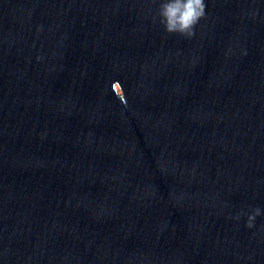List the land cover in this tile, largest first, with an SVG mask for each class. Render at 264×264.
I'll use <instances>...</instances> for the list:
<instances>
[{"label":"clouds","instance_id":"clouds-1","mask_svg":"<svg viewBox=\"0 0 264 264\" xmlns=\"http://www.w3.org/2000/svg\"><path fill=\"white\" fill-rule=\"evenodd\" d=\"M205 15V0H159L157 15L154 19L158 17L165 32L191 39L196 34V25ZM243 215H247L245 226L253 228L256 218L262 215V210L256 207L250 214L241 212L234 219L239 221Z\"/></svg>","mask_w":264,"mask_h":264}]
</instances>
